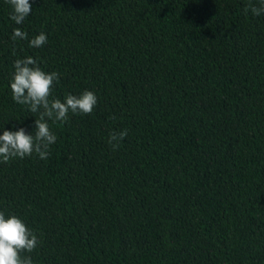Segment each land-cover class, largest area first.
Masks as SVG:
<instances>
[{
  "label": "trees",
  "instance_id": "trees-1",
  "mask_svg": "<svg viewBox=\"0 0 264 264\" xmlns=\"http://www.w3.org/2000/svg\"><path fill=\"white\" fill-rule=\"evenodd\" d=\"M0 0V135L35 131L14 61L58 72L52 96H97L57 139L0 163V211L39 239L34 264H264L260 0ZM26 40L11 38L14 28ZM44 32L47 43L29 47ZM127 129L117 150L111 131Z\"/></svg>",
  "mask_w": 264,
  "mask_h": 264
},
{
  "label": "clouds",
  "instance_id": "clouds-1",
  "mask_svg": "<svg viewBox=\"0 0 264 264\" xmlns=\"http://www.w3.org/2000/svg\"><path fill=\"white\" fill-rule=\"evenodd\" d=\"M7 3L12 8L10 19L22 25L32 12V4L29 0H7ZM249 9L255 16L264 14V0H260L259 6L249 4L244 9L245 14ZM11 38L14 41L26 40L28 33L16 27ZM47 40V35L41 32L29 41V47H42ZM13 67L10 81L13 100L17 104L26 105L30 113H38V116L35 115L37 119L33 133L26 132L23 127L17 131L4 130L0 135V163H7L17 157H30L34 153L40 159L47 160L50 146L57 139L48 121L66 122L69 113L91 114L97 105V96L93 91L85 90L80 95L68 93L63 100L53 97L52 89L60 79L59 73L46 72L32 56L16 59ZM127 134V129L109 133L108 143L114 151L120 147ZM38 244V236L24 220L17 215L6 216L0 211V264H34L31 256L22 254L33 252Z\"/></svg>",
  "mask_w": 264,
  "mask_h": 264
}]
</instances>
